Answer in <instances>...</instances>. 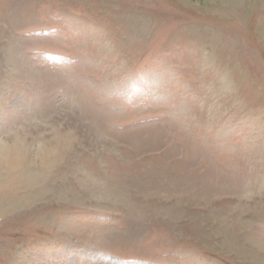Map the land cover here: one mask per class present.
Segmentation results:
<instances>
[{"label":"rangeland","instance_id":"1","mask_svg":"<svg viewBox=\"0 0 264 264\" xmlns=\"http://www.w3.org/2000/svg\"><path fill=\"white\" fill-rule=\"evenodd\" d=\"M0 264H264V0H0Z\"/></svg>","mask_w":264,"mask_h":264}]
</instances>
